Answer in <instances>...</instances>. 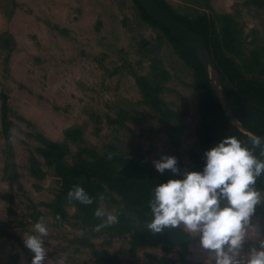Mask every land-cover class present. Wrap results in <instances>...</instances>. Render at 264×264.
Listing matches in <instances>:
<instances>
[{
  "label": "rangeland",
  "instance_id": "1",
  "mask_svg": "<svg viewBox=\"0 0 264 264\" xmlns=\"http://www.w3.org/2000/svg\"><path fill=\"white\" fill-rule=\"evenodd\" d=\"M151 1L181 32L137 0H0V264H31L23 236L34 234L41 217L49 229L45 264H110L105 258L112 257L119 264H206L195 233L145 229L155 186L173 177L153 161L172 155L181 170H202L190 157L202 121L196 74L168 32L197 50L218 97L210 141L236 136L235 127L264 137V96L243 98L236 117L214 60L183 26L200 15L213 20L217 33L225 26L232 68L264 83V0ZM230 15L226 23L219 18ZM48 142L68 145L67 166L76 159L102 166L101 157L107 159L108 171L91 179L97 186L89 195L98 208L115 210L118 223L95 230L101 219L86 217L62 191L45 154ZM120 178L131 185L127 196L108 184ZM257 187L264 192V183ZM256 218L264 224V207Z\"/></svg>",
  "mask_w": 264,
  "mask_h": 264
},
{
  "label": "clouds",
  "instance_id": "2",
  "mask_svg": "<svg viewBox=\"0 0 264 264\" xmlns=\"http://www.w3.org/2000/svg\"><path fill=\"white\" fill-rule=\"evenodd\" d=\"M249 141L224 136L204 152L205 163L199 171L181 170L172 155L154 160L159 173L168 170L173 177L155 186L149 200L151 220L145 229L155 234L182 227L195 233L207 253L206 264L209 260L211 264H264V224L256 218L258 208L264 207V192L257 187L264 174L260 158L264 157V137L251 134ZM68 198L93 203L81 185L70 189ZM94 215L101 219L96 231L119 222L115 210L97 208ZM33 229L34 234L23 236L24 246L32 253L31 264H45L49 229L43 217ZM251 238L254 242L249 245Z\"/></svg>",
  "mask_w": 264,
  "mask_h": 264
},
{
  "label": "trees",
  "instance_id": "3",
  "mask_svg": "<svg viewBox=\"0 0 264 264\" xmlns=\"http://www.w3.org/2000/svg\"><path fill=\"white\" fill-rule=\"evenodd\" d=\"M231 17L233 16L230 15L229 19H224L223 16H219L221 21L224 23L231 20ZM213 23V20L208 15H200L196 20H187L183 26L192 31L200 39L214 60L215 68L218 71L222 82L226 85L224 92L227 104L230 106L231 110L234 111V115L237 117L238 113L236 105L241 104L243 102V98L245 97L262 98L264 96V83L256 77H246L240 66L232 68L233 63L225 56V50L223 48V40L226 38L228 30L225 26H222L220 28L221 33L220 31L217 33ZM168 34L170 37L169 40L172 42L175 52L187 64L191 65L196 74L199 109L202 121L199 129L200 136L191 146L190 157L196 165L203 168L205 163L203 155L204 152L223 139L217 138L213 142L209 139V136L216 131L215 128L217 119L213 115L212 111L215 108L218 97L212 87L211 80L205 66L198 58L197 50L195 48H190L185 39L175 37L170 32H168ZM6 112L7 106L5 103L3 110L4 121L6 118ZM4 126V129L6 130V125L4 124ZM245 126L248 127L247 124H245ZM249 130L255 135L261 136L257 130ZM232 134L249 139L248 136L236 127L233 128ZM48 143L49 151L45 154L52 158L56 176L61 180L62 191L66 193L69 192L70 189L74 188V186L81 185L90 194L92 191L91 187L94 185L97 186L96 182L91 179L95 178L98 180L100 175L99 170H102V166H104V163L107 162V159L101 157L102 166H99L97 162L90 164L83 161V163L82 160L79 159H76L72 166H67L63 163L62 159L65 156V151L68 150V145L55 144L51 142ZM60 150L63 151L61 152ZM98 158L99 157L97 156L96 161ZM132 164L133 163L127 162L126 165L130 167ZM103 169L106 172L108 171L106 168ZM82 170H85L88 174L83 173ZM262 183H264V181L262 179H258L257 185ZM108 184L112 189H115L119 193H123L125 196H127V193L130 191L129 188L131 187V185H128V180L124 178L118 179L116 183L111 182ZM95 200L96 199L93 200V204L91 205L80 203L79 206L80 210L84 212L86 217L89 215L92 219L98 220V218L94 215V211L98 208V202ZM105 260L110 261V264H119L113 257L109 259L105 258Z\"/></svg>",
  "mask_w": 264,
  "mask_h": 264
},
{
  "label": "water",
  "instance_id": "4",
  "mask_svg": "<svg viewBox=\"0 0 264 264\" xmlns=\"http://www.w3.org/2000/svg\"><path fill=\"white\" fill-rule=\"evenodd\" d=\"M153 17L157 20L163 22L166 26L171 29H175L181 32L180 27L175 24L171 19H169L165 14H163L151 0H137Z\"/></svg>",
  "mask_w": 264,
  "mask_h": 264
},
{
  "label": "crops",
  "instance_id": "5",
  "mask_svg": "<svg viewBox=\"0 0 264 264\" xmlns=\"http://www.w3.org/2000/svg\"><path fill=\"white\" fill-rule=\"evenodd\" d=\"M1 122H2V124H1L2 125L1 126L2 127V132L4 133L5 132V129H4V127H5L4 124L5 123H4V117H3V108H2V118H1Z\"/></svg>",
  "mask_w": 264,
  "mask_h": 264
}]
</instances>
